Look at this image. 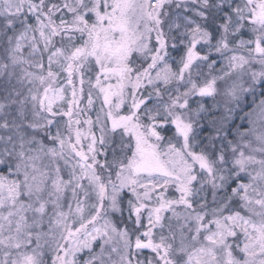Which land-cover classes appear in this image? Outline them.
Returning <instances> with one entry per match:
<instances>
[{
    "label": "snow or ice",
    "instance_id": "1",
    "mask_svg": "<svg viewBox=\"0 0 264 264\" xmlns=\"http://www.w3.org/2000/svg\"><path fill=\"white\" fill-rule=\"evenodd\" d=\"M0 264H264V0H0Z\"/></svg>",
    "mask_w": 264,
    "mask_h": 264
},
{
    "label": "trees",
    "instance_id": "2",
    "mask_svg": "<svg viewBox=\"0 0 264 264\" xmlns=\"http://www.w3.org/2000/svg\"><path fill=\"white\" fill-rule=\"evenodd\" d=\"M206 103L210 105L212 103V100L211 99H207Z\"/></svg>",
    "mask_w": 264,
    "mask_h": 264
},
{
    "label": "rangeland",
    "instance_id": "3",
    "mask_svg": "<svg viewBox=\"0 0 264 264\" xmlns=\"http://www.w3.org/2000/svg\"><path fill=\"white\" fill-rule=\"evenodd\" d=\"M211 105V104H210Z\"/></svg>",
    "mask_w": 264,
    "mask_h": 264
}]
</instances>
